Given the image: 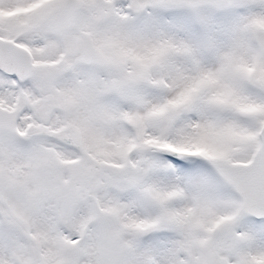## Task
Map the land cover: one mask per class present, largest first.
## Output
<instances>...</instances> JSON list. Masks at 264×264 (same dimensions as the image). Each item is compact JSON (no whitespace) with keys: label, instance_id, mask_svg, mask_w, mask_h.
<instances>
[{"label":"snow or ice","instance_id":"snow-or-ice-1","mask_svg":"<svg viewBox=\"0 0 264 264\" xmlns=\"http://www.w3.org/2000/svg\"><path fill=\"white\" fill-rule=\"evenodd\" d=\"M0 264H264V0H0Z\"/></svg>","mask_w":264,"mask_h":264}]
</instances>
